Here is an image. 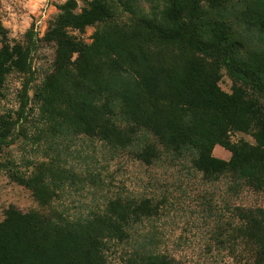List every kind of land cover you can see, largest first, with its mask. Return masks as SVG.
<instances>
[{"label": "trees", "instance_id": "obj_1", "mask_svg": "<svg viewBox=\"0 0 264 264\" xmlns=\"http://www.w3.org/2000/svg\"><path fill=\"white\" fill-rule=\"evenodd\" d=\"M80 1L76 12L77 1L66 0L45 32L55 54L40 81L30 32L25 46L0 42V98L8 75H23L16 116H0V150L34 121L44 138H87L146 166L187 161L203 180L229 178L232 190L264 197V0H160L147 14L133 12L128 0ZM121 5L132 14L125 20ZM87 27L94 28L89 44L70 34ZM249 37L254 49L246 48ZM222 69L230 93L219 87ZM235 132L254 143L232 142ZM215 146L229 159L214 157ZM11 177L39 209L4 211L0 264H107L119 246L128 248L121 264H182L157 252L154 238L133 235L159 215L152 199L116 196L70 217L53 201L74 181L95 184L97 174L75 176L41 161ZM235 217L253 264H264V210L235 208Z\"/></svg>", "mask_w": 264, "mask_h": 264}, {"label": "rangeland", "instance_id": "obj_2", "mask_svg": "<svg viewBox=\"0 0 264 264\" xmlns=\"http://www.w3.org/2000/svg\"><path fill=\"white\" fill-rule=\"evenodd\" d=\"M66 0H0V42L10 46L27 43L30 32L37 41L31 55L33 76L37 82L52 70L55 48L43 41V36ZM77 1L76 12L85 4ZM135 13H150L160 0H128ZM126 10V11H124ZM121 5L118 11L125 20L131 16ZM123 12H125L123 14ZM127 12V13H126ZM93 27L70 34L84 43L92 42ZM249 49L257 45L256 38L246 41ZM219 87L231 92L232 81L220 70ZM21 76L8 75L0 116H16ZM32 120V119H30ZM34 121L14 131V139L0 150V221L4 211L12 206L25 213L37 210L31 192L15 183V173L29 174L33 165L52 162L75 174H97L95 184L79 183L66 186L51 207L66 209L70 217L85 215L116 196L136 199L150 198L160 205L159 215L144 221L133 232L136 237L154 238L156 251L167 254L182 264H253V248L241 240L235 208L264 210V197L247 188L231 189L229 178L218 181L203 180L201 174L190 169L187 161L170 163L161 160L146 166L133 160L125 151L112 152L100 143L87 138L48 139L39 134ZM230 140L254 143L249 134L230 133ZM213 156L228 160L230 153L215 146ZM128 248L119 246L108 253L107 264H121Z\"/></svg>", "mask_w": 264, "mask_h": 264}]
</instances>
